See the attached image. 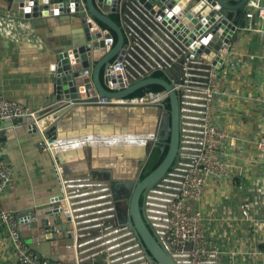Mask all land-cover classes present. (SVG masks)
Here are the masks:
<instances>
[{"label": "built area", "instance_id": "1", "mask_svg": "<svg viewBox=\"0 0 264 264\" xmlns=\"http://www.w3.org/2000/svg\"><path fill=\"white\" fill-rule=\"evenodd\" d=\"M158 1L167 9L163 17L157 16V10L152 12L139 0H126L123 3L124 19L121 18V12H113L120 15L121 22L126 24L131 38L125 36L126 46L124 52L119 54L121 58L117 55L106 66L103 79L108 89L118 91L127 88L133 81L151 76L156 70H173L177 68L176 64L184 59L181 62L180 81L175 82L169 78L179 98L180 144L177 157L168 172L146 192L142 212L155 237L176 264H234L223 261V251L207 236L203 213L195 203L202 199L211 179L226 177L229 174L231 164L222 156V151L227 143L234 145L235 138L217 123L215 104L221 96L229 94L222 82L229 75L228 53L232 48V41L238 31L246 25L240 27V22L244 21L249 24V28L254 29L252 21L256 18L264 19V1L247 0L244 10L237 15L240 20L235 16L234 30L231 29V19L226 16L223 8L218 9L219 7L206 4V0H199L201 6L189 5L191 0H175L174 5L182 11V16L174 13L172 8H167V4L172 0ZM229 1L232 4L236 0ZM81 4L89 17L85 4ZM109 4L112 5L113 0ZM29 7L32 9V6ZM154 7H157V4H154ZM199 8L203 17L215 11L212 16L213 23L221 22L217 28L219 39L223 35L230 36L228 41L223 38V43L227 44L223 53L208 47V43L217 35L213 32V24L207 25L203 33L195 30V27L190 29L187 33V39L191 41L189 46L173 34L174 29L181 31L182 26L188 25L183 20L184 17L190 12L195 13ZM24 9L26 10L27 6H24ZM173 14H176L180 21L173 23L172 28L168 29L163 20L166 15L172 17ZM30 20L24 13L0 10V29L8 36H34ZM238 21L239 24L236 23ZM193 25L196 26V23ZM97 27L101 33L98 38L100 40L109 28L100 27L98 24ZM191 33H194L196 38L193 39ZM114 45L115 40L112 44H106L105 51L111 50ZM223 47L221 46V51L224 50ZM207 48L209 53L206 52ZM95 52L92 50V61H95L96 54L101 55L100 49ZM186 53L188 55H185ZM168 96V91L164 89L119 99L100 97L98 102L166 106ZM50 108L51 105H48L33 110L19 101L0 95V121L32 118L33 121L25 123L27 129H37L40 132V148L49 151L53 157L59 174L61 193L52 203H58L56 213L71 224L67 233L72 234L73 242L66 245V248L73 250V261L64 263L60 259L53 260L27 246L21 226L29 225L31 213L1 211L0 224L8 229L19 263L98 264L95 261L97 255L103 257L104 264L148 263L147 252L135 231L128 225L118 223L109 182L95 181L97 179L90 175H66L58 152L62 146L61 140L52 139L46 134V130L56 119L55 115L48 114ZM14 127L17 125L10 128ZM256 147L264 158V133L256 141ZM12 181V169L0 156V196ZM257 192L264 196V183ZM254 204L255 202L250 201L242 204L241 209L245 217L251 215ZM49 230L58 233L60 229L55 225Z\"/></svg>", "mask_w": 264, "mask_h": 264}, {"label": "crops", "instance_id": "2", "mask_svg": "<svg viewBox=\"0 0 264 264\" xmlns=\"http://www.w3.org/2000/svg\"><path fill=\"white\" fill-rule=\"evenodd\" d=\"M11 3L12 0H0V10H8ZM65 17L52 15L31 19L34 36L12 37L0 29V95L33 110L48 103L54 75L50 65L56 59V52L68 45L73 36H80L79 23ZM236 19L240 20V17ZM252 23L254 29L245 23L232 41L228 53L229 75L222 82L229 94L221 96L215 104L217 123L235 138V144L227 143L222 151V156L231 164L230 171L226 177L211 179L202 199L195 203L203 213L207 236L223 251V261L234 264H262L264 253V196L257 192L264 183V158L256 147V141L264 133V19L256 18ZM127 109L110 110L115 114L120 111L121 115L115 117L119 125L129 122L132 116L131 123L139 127L142 122L137 120L146 111L131 109L133 113H128L127 119ZM104 110L99 106H80L63 120L70 124V128L64 131L60 126L58 130L61 135L78 134L73 137L76 138L74 144L92 145V166L105 168L110 165L116 178H125L130 168L124 164V155L118 156V153L134 155L139 150H127L129 146L124 145L121 149L110 148L106 152L103 144L108 138L119 144L129 140L123 136L134 130L124 132L117 125L102 129L106 118ZM24 126L8 128L7 135L0 139V156L11 167L13 177L12 184L0 196V212L10 210L24 214L38 209L40 218L53 221L55 208L52 201L61 193L59 174L51 153L39 146L40 132ZM82 132L89 134L79 136ZM87 155L82 147L63 151L60 158L66 175L91 176ZM96 179L108 182L99 177ZM246 201L255 202L249 217H245L241 209ZM41 207L44 210H40ZM61 222L57 224L58 229L62 227ZM62 228L58 233L64 234ZM51 232L41 226H27L22 233L29 248L37 240L45 251L44 254L37 252L48 258L61 257L62 262L70 263L71 252L60 253V245ZM95 261L104 264L101 255H97ZM0 264H20L8 229L2 224Z\"/></svg>", "mask_w": 264, "mask_h": 264}, {"label": "water", "instance_id": "3", "mask_svg": "<svg viewBox=\"0 0 264 264\" xmlns=\"http://www.w3.org/2000/svg\"><path fill=\"white\" fill-rule=\"evenodd\" d=\"M110 1L111 0H12L8 10L24 13L29 19L48 17L52 15H64V17H70L71 20L75 22L77 21L79 23L78 33L80 36H73L68 45L59 49L56 52V59L50 65V71H52L54 74L52 78L53 91L49 97L48 103L45 106L51 105L48 114L55 115L56 119L48 127L46 134L52 139L61 140L62 146L58 151L60 155L63 151L72 148L82 147L87 151L88 155L86 157L88 159V165L90 169L89 174H91L93 179L99 177V179L108 180L109 187L115 202L118 223L122 225H128L135 231V234L147 252L149 261L146 264H176L170 254L162 247L146 222L140 201L141 198L143 199L145 197L148 189L155 185L168 172L177 157L180 144L179 98L177 91L173 87V82L170 79H173L175 82L180 81L179 74L180 69H182L181 62H183L184 59H181V62L176 64L177 68H174L173 70H165L166 75L170 79L151 75L138 81H133L131 85L122 90L113 91L108 89L104 79L102 80L100 77V71L102 68L105 70L106 66L112 62L114 57L124 52V48L126 46L125 36L127 35L130 37L126 24L122 22L119 24L111 17L113 12L119 11L121 12V18H125L122 10L123 3L126 0H113L112 5L109 4ZM206 1V4H211L217 8L219 7L218 9L222 7L226 16L230 17L231 19V29H236L235 16L244 10L247 0H236L238 1L236 5H232L229 0ZM82 2L86 6L89 17H87L84 6L81 4ZM139 2L142 3L146 8L151 9L152 12L157 10V16L163 17L167 10L165 9L166 6L158 0H139ZM175 2V0L169 2L167 4V8H172L174 13H178L180 16H182L183 13L180 11L177 5H174ZM154 4H157V7H154ZM191 4L200 5L199 0H191L189 5ZM24 6H27L26 10L24 9ZM29 6H32V9H30ZM195 13H188L183 19L185 23H188V25L182 26L183 28L181 31L174 29L173 34H176L179 40H182L186 46H189L191 41L187 39V33H189L190 29L193 30L195 27V30L203 33L207 25L213 24V32L217 35L212 39L211 42L208 43V47L213 48L219 53L226 51L225 49L227 48V44L223 43V38L225 41H228L230 36L227 35L224 37L223 35L220 37L221 39L218 38L219 33L217 28L220 27L221 22H218L217 24L213 23L214 18H212V16L215 14V11H211L206 17H203L200 8L197 9ZM195 15L196 17H194ZM191 19L193 20L191 21ZM199 19H201L200 22L198 21ZM179 21V17L176 14H173L172 17L166 15L164 17L163 23L167 25L168 29H171L173 23H178ZM100 22L106 24L109 29L104 35V38L99 40L98 38L100 37L101 33L97 27V24L101 27ZM195 23L196 26L193 25ZM203 23H206V25ZM236 23L239 24V21ZM180 25H182V23ZM244 25V21L240 22V27ZM187 26H189V28ZM111 30L115 31L117 34V43L111 50L105 51L106 44H112L114 41ZM191 36L193 39L196 38L194 33H191ZM221 46H224V50L222 49L223 51H221ZM99 49L101 50V55L99 56L96 54L94 56L95 61H92V50L93 52H97ZM206 52L209 53V48L206 49ZM185 55H188V53ZM119 58H121V55H119ZM215 64H217V62H215ZM151 84H159L168 91V103L170 107L168 108L164 105H137L148 107L149 113L153 115L156 114V130H151L153 131V137H150L142 147H128L127 150L131 149L132 151H136L139 148L138 154L131 155L128 153L117 152L118 156L124 155L125 158L131 157V159H135V156L140 157L142 168V166L147 161L153 147L161 144L163 140H167L169 142V149L162 163L143 179H140V177L138 178L135 175L128 177V174H125V178L118 179L115 177V173L110 165L106 166L105 168L92 166V159L90 156V154H92L94 151L92 145L86 146L84 144H74L76 138L73 137L78 136L76 133L74 135L70 133L61 135L59 133L58 129L60 126L62 127L61 129H64V131H67L70 128V124L63 121L65 120V116H67L70 112L76 111V109L80 106L103 107L105 108L104 113L106 116L107 114L111 113L110 109L118 107H124L125 109L130 108L129 110L134 109L136 106L123 105L114 102L104 104L99 103L98 99L100 97H109L115 99L124 98L130 96L134 91ZM31 121H33L32 118H20L14 121H0V139L7 135V130L11 126H19L20 124H25ZM24 127H26V125ZM124 132L127 131L124 130ZM86 134H89V132H82L79 136ZM84 137L85 136H82L81 139H84ZM103 145L106 148L105 151L108 152L110 148L121 149L124 147V145L127 146L130 144L114 143L109 141L108 138ZM63 166L65 168L64 164ZM94 174H98V176H94ZM123 186L128 188V191L126 192V208L121 206L119 197V189ZM54 208L55 219H52L53 221H51L50 218L44 217L46 212L43 215L44 218H40L41 214L38 209L28 212L32 214V219L27 226L32 228L41 226L43 229L49 230L50 228L55 227V225H59L60 221H62L61 225L63 228L60 227L59 229L62 228L63 232L65 233L51 232L53 234L52 237L58 241L60 245V253L68 252L69 254L71 252V256L73 257V250L66 248V245L72 244L73 242L72 234L67 233V230L71 229V224L65 218L56 213L58 211V203H54ZM40 210H44V207H41ZM50 224L52 225L50 226ZM27 226H21L22 232ZM46 239L49 240L48 237ZM30 246V248L34 249L35 251H40L43 254L45 252L44 247L37 244V240L31 243ZM63 248H65V251H63ZM50 258L59 259L57 256H50ZM71 260L73 261V258Z\"/></svg>", "mask_w": 264, "mask_h": 264}, {"label": "trees", "instance_id": "4", "mask_svg": "<svg viewBox=\"0 0 264 264\" xmlns=\"http://www.w3.org/2000/svg\"><path fill=\"white\" fill-rule=\"evenodd\" d=\"M111 17L118 22L119 24H121V19H120V15L118 13H112ZM102 27L108 28V26L102 22H100ZM114 36V40H115V44L117 43V34L115 31L111 30ZM103 74H104V69L102 68L100 71V77L103 80ZM153 76L156 77H163L166 79H169V77L166 75V73L163 70H156L154 71V73L152 74ZM164 90L163 86L159 85V84H151L149 86H145L142 87L136 91H134L133 93H131L130 96H140L145 94L147 91H161ZM168 108L170 107L168 101H167V105ZM164 148V149H163ZM169 149V142L167 141L165 144H159L155 147H153V149L151 150V153L147 159V161L145 162V164L142 166L141 168V173H140V179H143L144 177H146L148 174H150L153 170H155L164 160V158L167 155ZM140 204L143 205V199L141 198Z\"/></svg>", "mask_w": 264, "mask_h": 264}, {"label": "rangeland", "instance_id": "5", "mask_svg": "<svg viewBox=\"0 0 264 264\" xmlns=\"http://www.w3.org/2000/svg\"><path fill=\"white\" fill-rule=\"evenodd\" d=\"M139 109H143L144 111H146L143 114H140V118L137 121L142 122L143 126L142 129L143 131H151V130H156V125H157V121H156V114H151L149 113V108L148 107H143L140 108L141 106H136ZM137 108H134V112H137ZM130 109V108H129ZM127 109L126 111V115H127V119H128V113H133V111ZM113 111H111L112 113ZM109 113L107 114L106 118L104 119V123L102 124V129L104 128H109V127H118L121 128L122 130H135V128H138V125H135L133 123H131L133 118L131 116V118L128 119L129 122H127L126 124L123 125H119L118 124V120H115V117L117 118L118 116H120V111L118 112L119 114H115V113ZM106 115V114H105ZM134 119V118H133ZM80 125H82V123H80ZM135 159H131V157L129 158H124V164L127 165V167L130 168V170L128 171V175L129 176H138V174L141 171V158L138 156H135ZM131 166V167H130Z\"/></svg>", "mask_w": 264, "mask_h": 264}, {"label": "bare ground", "instance_id": "6", "mask_svg": "<svg viewBox=\"0 0 264 264\" xmlns=\"http://www.w3.org/2000/svg\"><path fill=\"white\" fill-rule=\"evenodd\" d=\"M122 108H124V107H122ZM140 108H143V106H141ZM137 111H139V110H137ZM140 111H142V110L140 109ZM143 115H145V114H143ZM40 123H42V122H40ZM142 126H143V124L140 123L138 129H136L137 132H134L135 131L134 130L131 133H129V135H124L123 137L124 138L129 137V140L121 141L120 144L127 143V144H130V145H127V146H131V147H142L147 142V140L150 137L151 138L153 137V131H147V132H144L143 130L140 131L142 129Z\"/></svg>", "mask_w": 264, "mask_h": 264}, {"label": "flooded vegetation", "instance_id": "7", "mask_svg": "<svg viewBox=\"0 0 264 264\" xmlns=\"http://www.w3.org/2000/svg\"><path fill=\"white\" fill-rule=\"evenodd\" d=\"M167 142V140H163L162 142H161V145L162 144H165ZM140 173H141V171H140ZM140 173L138 174V178L140 177ZM128 191V188L127 187H120V189H119V197H120V203H121V206L123 207V208H126L127 207V192ZM142 207H143V205H142Z\"/></svg>", "mask_w": 264, "mask_h": 264}]
</instances>
